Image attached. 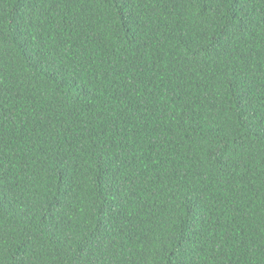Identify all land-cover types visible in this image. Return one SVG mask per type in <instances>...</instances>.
<instances>
[{"label": "trees", "instance_id": "trees-1", "mask_svg": "<svg viewBox=\"0 0 264 264\" xmlns=\"http://www.w3.org/2000/svg\"><path fill=\"white\" fill-rule=\"evenodd\" d=\"M0 264H264V0H0Z\"/></svg>", "mask_w": 264, "mask_h": 264}]
</instances>
